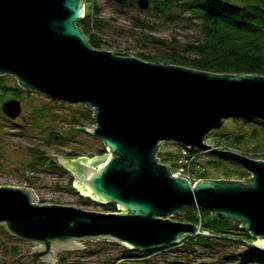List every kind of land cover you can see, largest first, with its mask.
<instances>
[{
	"label": "water",
	"instance_id": "1",
	"mask_svg": "<svg viewBox=\"0 0 264 264\" xmlns=\"http://www.w3.org/2000/svg\"><path fill=\"white\" fill-rule=\"evenodd\" d=\"M83 13L84 0H0V74L94 108L96 125L85 129L102 138L110 153L56 157L76 174L74 186L82 195L113 202L117 210L39 203L32 187L0 184V224L35 243V257L56 264L57 251L83 246L79 240L139 249L177 245L199 227L170 216L199 206L239 222L264 249V158L204 140L223 118L264 119V75L213 72L97 48L76 24ZM2 110L16 117L21 103L8 99ZM167 139L211 149L250 174L194 183L172 176L156 155Z\"/></svg>",
	"mask_w": 264,
	"mask_h": 264
},
{
	"label": "rangeland",
	"instance_id": "2",
	"mask_svg": "<svg viewBox=\"0 0 264 264\" xmlns=\"http://www.w3.org/2000/svg\"><path fill=\"white\" fill-rule=\"evenodd\" d=\"M95 1L97 16L105 21L101 30L94 29L103 38L101 48L113 49L121 54L137 55L136 53L140 51L153 54L177 51L189 54L191 51L185 50L184 47L187 42H193L200 32L196 20L181 17L175 10L169 14H159L148 7H141L137 0ZM135 19L150 23L151 27L141 30L134 25ZM8 75L10 82L16 81L17 76L11 73ZM23 90L21 111L16 117L6 115L0 105V184L32 187L37 197L35 200L39 203L70 204L90 210L112 211L104 208L103 203L94 200L92 196L82 195L76 189L74 186L76 174L71 169L61 172L49 166L50 164H31L32 155L28 149L29 146L43 148L56 159V155L68 157L67 151H75L87 156L102 154L100 149L105 146L102 138L85 129L96 125L94 108L88 107L84 102L52 98L38 89ZM43 107L48 109L45 110ZM72 115L79 117V120L72 119ZM233 118H223L218 123L219 127L205 136V142L213 146L218 145L217 147L221 149H227L223 148L226 144L237 145L246 154L264 151L263 125L251 119ZM72 125L78 129L71 128ZM254 129L257 130L256 135L252 133ZM223 132H228L226 137L223 136ZM238 134L243 135L238 138L236 136ZM178 148V142L167 139L162 142L158 150L162 154L166 151L177 152ZM202 149L203 151L197 155L201 165L192 163L190 173L185 169L182 173L192 179V182L202 177L201 170H198L200 166H205L212 176H222L227 168H236L228 160L218 166L209 164L208 160L215 158L216 155L211 149ZM103 153L110 152L106 150ZM156 155L159 158L158 152ZM166 155L170 154L166 153ZM261 156L263 157L259 158H264V154ZM175 158L176 156H171V161H168L171 170L176 167ZM232 175L236 176L235 173ZM196 213L200 217L199 222L196 223L199 232L202 231L201 215L198 209ZM170 217L187 220L183 211ZM234 231L236 232L228 233L230 238L212 237L208 238L204 245L198 243L192 246L166 247L155 250L145 258L132 256L131 253L136 252L115 241L99 238L79 240L76 243L81 242L83 246L57 251L56 264L60 263V257L64 264H227L236 258L231 256L234 253L243 252L250 244L257 245L255 243L257 238L240 239L244 238V230L234 229ZM202 233L208 234V230L205 229ZM34 247L36 244L31 240L12 235L3 224H0V264H51L50 261H44L31 254ZM125 254L128 256L120 258ZM247 264L264 263L252 261Z\"/></svg>",
	"mask_w": 264,
	"mask_h": 264
},
{
	"label": "trees",
	"instance_id": "3",
	"mask_svg": "<svg viewBox=\"0 0 264 264\" xmlns=\"http://www.w3.org/2000/svg\"><path fill=\"white\" fill-rule=\"evenodd\" d=\"M125 1L126 0H122V2ZM131 1L133 2L134 0ZM148 8L155 12H159V14H169L172 10H175L181 17L196 20L200 32L196 39L193 42L191 41L192 43H186L184 49L189 52L191 51L189 54L177 51L161 54L140 51L136 53V56L156 62L176 63L213 72L239 74L257 73L264 75V0H150ZM84 9V15L76 21V24L79 25L86 34L90 44L97 48H101L103 38L94 29L101 30L105 21L97 16L98 12L95 0H84ZM133 22L134 25L140 27L141 30L151 27L150 23L141 19H135ZM116 52L120 53L118 51ZM8 74L9 73L0 74L1 107L6 100L11 98H16L21 103V99H23L24 96L23 89H30L20 85L18 78L15 82H10ZM43 109L47 110L48 108L43 107ZM87 112L89 113V111ZM229 117H234L233 119L235 120L251 119L252 121H259L264 127V119L262 118L242 116ZM72 119L78 121L79 117L72 115ZM218 127V124L212 126L205 136L210 133L211 130ZM71 128L78 129L74 125H72ZM256 131L257 130L254 129L252 133L256 135ZM227 133L228 132H223V136L226 137ZM241 135L243 134H238L236 136L241 138ZM181 146L182 145L179 144L177 152L166 151L161 154L160 150H158V154L160 155L159 159L168 164V161H171V156L177 157V153L180 151ZM223 148H234V150L237 149L236 151L246 154L244 150L237 145L229 146L226 144ZM28 149L32 155L31 164H50L49 166H53V168L61 172L67 169L56 158L48 154L45 149L37 146H29ZM106 150L104 146L100 149V152L103 153ZM190 150L195 152L196 155L203 151L202 148L197 146L190 148ZM212 152L216 157L209 159V164L218 166L223 164V162H227L228 159L221 157L214 151ZM66 153L69 156L80 155V153L75 151H67ZM166 153L170 155L167 156ZM252 153L246 155L259 158L263 157L261 155L264 154V151H253ZM228 161L231 162L230 164L235 165L236 168H227L222 176L210 175L205 166H200L198 170H201L202 177H236L234 179H242L250 174L242 165L231 160ZM196 163L201 165L199 160H196ZM233 173H235L236 176H233ZM70 183L72 184V179H70ZM103 206L109 210L117 209L116 204L113 202L103 203ZM197 209L201 215L200 229H207L208 234L202 233V231L196 234H190L177 245L169 244L158 248L147 249L129 248L133 252H136L131 253V255L145 258V256L150 255L155 250L165 249L166 247H176L179 245L192 246L198 243L204 245L208 238H230L228 233L236 232L234 229L244 230V238H240L241 240L253 239L249 231L244 229L239 222L203 208H184L182 211L186 217L185 219H187L186 221L199 222L200 217L196 213ZM206 213L209 215L207 216ZM123 256L128 255H121L120 258ZM231 256L236 258L227 264H247L252 261L264 263V249L255 244H250L243 252L234 253V255ZM59 262V264H64L62 257L59 258Z\"/></svg>",
	"mask_w": 264,
	"mask_h": 264
},
{
	"label": "built area",
	"instance_id": "4",
	"mask_svg": "<svg viewBox=\"0 0 264 264\" xmlns=\"http://www.w3.org/2000/svg\"><path fill=\"white\" fill-rule=\"evenodd\" d=\"M192 147H194V146L182 145L180 147L181 149L178 152L177 157L175 158L176 167H175V169H172V170L170 169V174L172 176L184 177L187 180H189L191 183H194L191 181L192 179H189L186 176L182 175L184 169L189 172V169L191 168L192 163H196L197 155L195 152L190 150V148H192ZM203 231H205V230H202V232Z\"/></svg>",
	"mask_w": 264,
	"mask_h": 264
},
{
	"label": "bare ground",
	"instance_id": "5",
	"mask_svg": "<svg viewBox=\"0 0 264 264\" xmlns=\"http://www.w3.org/2000/svg\"><path fill=\"white\" fill-rule=\"evenodd\" d=\"M179 144H180V143H179ZM180 145H183V144H180ZM230 149H233V150H234V148H230ZM192 208H193V207H192ZM198 208H200V207L198 206ZM181 211H182V210H181ZM181 211H180V212H181ZM180 212H178V213H180ZM176 214H177V213H176ZM191 234H192V233H191ZM189 235H190V234H189ZM187 236H188V235H187ZM187 236H186V237H187ZM186 237H185V238H186ZM185 238H184V239H185ZM182 241H183V240H182ZM182 241H181V242H182ZM167 245H169V244H167ZM163 246H164V245H163ZM160 247H162V246H160Z\"/></svg>",
	"mask_w": 264,
	"mask_h": 264
}]
</instances>
